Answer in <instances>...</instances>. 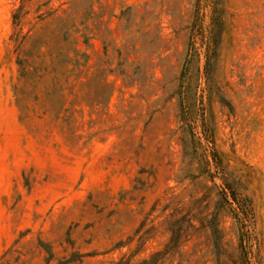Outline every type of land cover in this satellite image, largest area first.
<instances>
[{"label":"rangeland","instance_id":"obj_1","mask_svg":"<svg viewBox=\"0 0 264 264\" xmlns=\"http://www.w3.org/2000/svg\"><path fill=\"white\" fill-rule=\"evenodd\" d=\"M156 253L264 264V0H0V264Z\"/></svg>","mask_w":264,"mask_h":264},{"label":"trees","instance_id":"obj_2","mask_svg":"<svg viewBox=\"0 0 264 264\" xmlns=\"http://www.w3.org/2000/svg\"><path fill=\"white\" fill-rule=\"evenodd\" d=\"M18 1L20 2L21 5H24L25 3H29V2H32V1H34V0H18ZM220 17H221V14L218 13L216 19L219 21ZM13 19L15 20L16 17L13 16ZM216 24L219 25L220 23H216ZM213 27H215V22H214ZM75 28H76V30H77L76 33H78L79 30L77 29L76 26H75ZM77 65L79 66L78 63H77ZM158 255H160V254L156 253V254L152 255L149 259H142L141 261L136 262V263H131L130 261H127V262H125V261H120V262L117 263V264H156V261H157L156 257H157Z\"/></svg>","mask_w":264,"mask_h":264}]
</instances>
